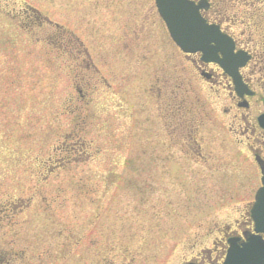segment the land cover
Masks as SVG:
<instances>
[{"label": "rangeland", "instance_id": "rangeland-1", "mask_svg": "<svg viewBox=\"0 0 264 264\" xmlns=\"http://www.w3.org/2000/svg\"><path fill=\"white\" fill-rule=\"evenodd\" d=\"M18 1L0 0L5 10L0 11V205L7 199L31 201L36 210L31 221L42 236L38 242L51 233L52 238L67 234V264H97L104 243L117 249L101 253L102 264L109 259L110 264H188L201 249L223 258L227 239L237 221L248 216L260 185L249 140L212 137L211 144L202 145L205 160L180 152L172 139L160 136L165 123L158 120L156 101L145 92L143 98L137 94L143 83L126 73H117L119 86L126 85L123 97L107 102L94 90V100L82 112L73 61L55 38L48 46L17 48L15 24L7 13ZM23 1L60 22L67 5V0ZM84 39L94 47L90 37ZM208 92L216 109L222 102L218 116L223 119L231 102ZM130 101L136 102L137 120L126 110ZM69 134L85 145L79 170L62 169ZM84 166L90 171L83 172ZM128 199L135 204L128 205ZM114 227L121 232L114 234ZM215 242L220 246L214 248Z\"/></svg>", "mask_w": 264, "mask_h": 264}, {"label": "flooded vegetation", "instance_id": "flooded-vegetation-1", "mask_svg": "<svg viewBox=\"0 0 264 264\" xmlns=\"http://www.w3.org/2000/svg\"><path fill=\"white\" fill-rule=\"evenodd\" d=\"M183 1L191 6L194 15L205 26L215 29L219 36L229 38L231 45L225 46V55L214 41L208 45L216 49L215 60L204 52H184L172 38L157 0H67V5L62 8L61 22L23 0L7 14H11L15 24L13 40L18 49L23 45L48 46V41L53 38L60 44L63 55L73 61L71 70L77 72L75 88L82 112L94 100V90L101 92L100 96L107 102L121 97L122 90L125 94L126 85L119 86L117 73H126L131 81L139 79L143 83V87H139L142 89L135 91L137 94L143 98L145 92L156 101L158 120L165 123L160 136L172 139L180 152L205 160L202 145H209L212 137H246L257 170L263 173L264 0ZM0 11L4 13L5 10ZM179 18L187 20L189 17L185 13ZM76 29L86 32L77 33ZM86 35L92 39L93 48L85 41ZM205 90L217 100L222 98L231 102V109L223 112L224 120L222 115L221 118L218 116L222 102L217 110L216 103L211 104L212 97ZM128 103L126 110L130 108L131 116L137 120L136 102ZM130 131L135 130L131 128ZM134 136L137 137L129 133V137ZM77 137V134H69L64 140L62 169L81 168L85 145ZM222 145L220 141L219 146ZM89 168L84 166L82 171H90ZM99 168L107 169V166ZM137 174H142L144 180V172ZM8 200L0 205V264H67V234L61 232L52 238L51 233L50 239L45 236L38 242L42 236H37L31 221L36 211L31 201ZM128 201L130 206L135 204L132 199ZM21 216L25 217L22 219ZM17 217L18 221H15ZM142 222L144 228V215ZM135 223L132 221L133 227L140 226ZM124 227L131 226L126 224ZM118 228L114 227V234L121 232ZM254 228L250 214L237 221L223 253L228 250L231 239L243 241L245 236L254 233ZM126 232L130 233V230ZM215 246L220 245L215 242ZM102 249L96 253L97 264H102L101 253H115L117 247L104 243ZM211 253L212 250L201 249L193 257L192 264L217 263L221 257L213 258ZM106 261L110 264V259Z\"/></svg>", "mask_w": 264, "mask_h": 264}, {"label": "water", "instance_id": "water-1", "mask_svg": "<svg viewBox=\"0 0 264 264\" xmlns=\"http://www.w3.org/2000/svg\"><path fill=\"white\" fill-rule=\"evenodd\" d=\"M185 48V46H184ZM198 48L197 50H199ZM190 52V49H186ZM253 215L257 225V232L264 233V188L259 192ZM225 264H264V240L260 236H253L242 247L233 246Z\"/></svg>", "mask_w": 264, "mask_h": 264}]
</instances>
